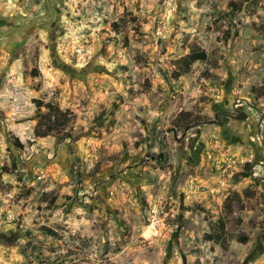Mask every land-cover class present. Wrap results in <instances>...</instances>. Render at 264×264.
Masks as SVG:
<instances>
[{
    "label": "rangeland",
    "instance_id": "1",
    "mask_svg": "<svg viewBox=\"0 0 264 264\" xmlns=\"http://www.w3.org/2000/svg\"><path fill=\"white\" fill-rule=\"evenodd\" d=\"M50 5L0 40V264H264V0Z\"/></svg>",
    "mask_w": 264,
    "mask_h": 264
},
{
    "label": "trees",
    "instance_id": "2",
    "mask_svg": "<svg viewBox=\"0 0 264 264\" xmlns=\"http://www.w3.org/2000/svg\"><path fill=\"white\" fill-rule=\"evenodd\" d=\"M206 60V56L204 53H191L190 55H188V57L183 61V63L185 64V66H183V68H181L180 70L182 72H188L189 71V66L195 62V61H204ZM45 108L48 110V112H52L54 119H53V123L50 127H47L45 132H39L37 130L34 131V134L36 137H45L47 136L50 132H52L55 128L61 127L66 125L67 121H68V116L66 112H61L58 108L52 107L51 105H45ZM242 176V175H239ZM227 209H229V207L227 206ZM221 228H223V224L221 223ZM40 230L46 232V234L48 235H53V231L50 228L47 227H41Z\"/></svg>",
    "mask_w": 264,
    "mask_h": 264
},
{
    "label": "water",
    "instance_id": "3",
    "mask_svg": "<svg viewBox=\"0 0 264 264\" xmlns=\"http://www.w3.org/2000/svg\"><path fill=\"white\" fill-rule=\"evenodd\" d=\"M44 4L47 10L45 14L32 18L25 25H17V26L0 31V40L11 37L16 33L26 34L27 32L32 31L36 27H40L44 24L50 23L53 18V11L50 5V0H44ZM214 122L215 121H209L207 123H214ZM168 132H172L174 135V138L178 141L176 130L174 128L167 130V133ZM147 157H149V155ZM161 157L162 155H159L158 158H161Z\"/></svg>",
    "mask_w": 264,
    "mask_h": 264
},
{
    "label": "flooded vegetation",
    "instance_id": "4",
    "mask_svg": "<svg viewBox=\"0 0 264 264\" xmlns=\"http://www.w3.org/2000/svg\"><path fill=\"white\" fill-rule=\"evenodd\" d=\"M35 2H37V5L39 6L40 4H41V2H44V0H35ZM43 14H45V13H43ZM43 14H41V15H43ZM26 17H28L29 16V14L27 15H25ZM25 16H23V18L25 17ZM25 17V18H26ZM28 23V22H27ZM17 25H23V24H15V25H13L12 27H14V26H17ZM11 28V27H10ZM26 64V63H25ZM150 156V155H149Z\"/></svg>",
    "mask_w": 264,
    "mask_h": 264
}]
</instances>
